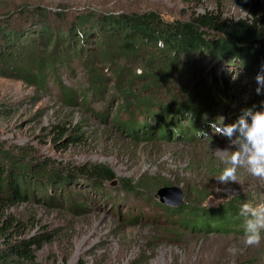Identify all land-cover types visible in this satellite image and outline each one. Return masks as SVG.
Returning <instances> with one entry per match:
<instances>
[{"label":"rangeland","instance_id":"obj_1","mask_svg":"<svg viewBox=\"0 0 264 264\" xmlns=\"http://www.w3.org/2000/svg\"><path fill=\"white\" fill-rule=\"evenodd\" d=\"M255 3L263 9L264 24V0H0V23L11 20L13 26L27 28V15L37 11L47 15L48 24H60L65 31L87 15L155 11L168 21H187L193 15L214 12L223 18L240 19L248 16ZM12 68L0 64V110L11 107L0 113V146L13 154L23 149L31 159L47 161L59 169L103 165L115 176L98 190L95 182L76 173L65 178L64 190L42 192V196L11 210L24 225L14 238L47 236L40 248L33 247L34 264H264V239L259 246L248 247L243 235L220 231L212 222L206 224L211 229L208 231L200 229L205 221L184 226V217H171L157 205H167L157 195L164 186L183 193L181 205L189 204L197 193L210 194L202 205L210 209L225 207L232 200L264 202V180L252 177L244 168L238 169L237 182H219L215 171H223L228 152L216 150H234L226 138L202 140L195 132L178 136L170 123L166 138L158 126L144 131L139 125L129 132L117 119H130L131 107L119 109L122 102L116 97L117 84L110 69L105 70L110 78L108 90L95 95L85 68L74 64L68 70L58 68L56 77L71 97L63 102V89L52 75L40 88L36 82L20 79V71ZM239 68L229 63L225 67L219 63L199 65L192 74H175L170 85L139 93L144 100L149 98L152 108L185 106L184 102L191 101L202 108L209 122L223 116L227 124L241 109L259 106L257 73L246 78L247 70ZM144 85L143 80L135 81L136 90H143ZM190 92H194L193 101L187 99ZM171 95L177 98L176 104H169ZM199 98L198 105L194 99ZM185 110L180 126L189 128ZM132 111L133 119L153 126L154 120L146 118L143 109ZM209 122L206 131L211 135ZM57 125L65 135L54 131ZM144 178L162 185L143 184L144 191L141 187L133 191L121 187L123 182L134 184ZM235 225L233 229H242Z\"/></svg>","mask_w":264,"mask_h":264},{"label":"trees","instance_id":"obj_2","mask_svg":"<svg viewBox=\"0 0 264 264\" xmlns=\"http://www.w3.org/2000/svg\"><path fill=\"white\" fill-rule=\"evenodd\" d=\"M262 11L263 9L255 3L245 18L228 19L220 14L207 12L193 15L187 21H168L155 11L87 15L76 19L77 21H74L67 31L60 24V26L48 24L47 15L37 11L27 15L30 23L26 29L24 26H13L11 20L0 23V64L9 65L14 71L19 70L20 79H28L34 84L36 82L40 88L46 86L50 81L49 76L52 75L58 86H61L60 89H63V102L70 101L71 97L70 92L56 77L58 68L68 70L73 64L85 68L90 91L95 95L108 90L110 78H106L105 70L110 69L117 84L116 97L122 102L119 109L131 107L130 119L126 121L117 119L120 126L127 128L129 132L134 131L139 125H143L141 127L144 131L158 126L163 138L169 136V133H166L169 123L178 129L175 130L178 136L181 133H196V130L206 128L209 122V119L204 117L201 107L189 101L190 104L183 103L185 106H163L155 109L151 107L149 98L144 100L146 97L140 93L151 92L161 85H170L175 74L182 76L184 73L192 74L199 65L204 67L219 63L225 67L229 63L240 67L241 71L247 70L246 78L250 73L258 74L261 65L264 64ZM211 32L216 36L209 38ZM158 41H163L164 46H158ZM137 71H140L139 74ZM136 80L145 81L143 90H136ZM193 93L190 92L187 99L191 98L193 101ZM256 96L257 104L264 101V95ZM86 97L84 92V98ZM176 100L177 98L171 95L168 102L176 104ZM194 102L199 105L200 98L194 99ZM135 109L139 111L143 109L146 118L154 120L153 126L133 119L132 110ZM183 109H186L190 118L189 128L180 126L186 116V113L182 114ZM9 110L11 107L0 110V113L4 114ZM54 131L58 135L66 134L59 125ZM148 135L152 134L149 132ZM79 136L72 138L78 139ZM17 152L10 153L0 146V261L7 264H34L36 255L33 247L40 248L47 236L39 235L32 239L14 238L15 233L23 229L24 225L10 213L11 210L29 202L31 198L42 196V192L64 190L62 184L67 180L65 178L76 173L95 182L98 190H103L102 183L113 181L115 176L103 165L59 169L52 164L50 166L47 161L31 159L23 149ZM215 172L221 175L222 170L218 169ZM143 184L146 187L153 185L155 188L162 185L153 184L151 178H144L134 184L123 182L121 187L128 191L141 187L140 190L144 191ZM196 195L195 199L188 196L189 200L190 198L193 200L178 207L171 208L159 203L157 205L162 206L171 217L179 214V217H184L182 219L184 226L205 221L200 228L204 231L211 230L206 224L212 222L220 231L244 234L243 220L239 216L242 201L232 200L225 207L222 205L210 209L202 206L210 194ZM190 203H194L195 207ZM231 215L234 216L230 217ZM235 224L241 225L242 229H233Z\"/></svg>","mask_w":264,"mask_h":264},{"label":"clouds","instance_id":"obj_3","mask_svg":"<svg viewBox=\"0 0 264 264\" xmlns=\"http://www.w3.org/2000/svg\"><path fill=\"white\" fill-rule=\"evenodd\" d=\"M157 44L164 46L163 41ZM255 82L258 85L256 95H264V64L255 76ZM208 126L211 135L207 131L196 130L197 137L211 140L213 136H220L227 139L230 149H234L216 150L219 153L228 152V158L224 161L226 166L219 176L220 183L237 182V171L240 168L246 169L252 177L264 180V101L259 106L241 109L239 116L231 123L226 124L225 117L218 116ZM239 216L243 218L244 245L259 246L264 239V202H244L240 206Z\"/></svg>","mask_w":264,"mask_h":264},{"label":"water","instance_id":"obj_4","mask_svg":"<svg viewBox=\"0 0 264 264\" xmlns=\"http://www.w3.org/2000/svg\"><path fill=\"white\" fill-rule=\"evenodd\" d=\"M211 36L209 38H212L213 36H216L215 33L211 32ZM157 195L160 198V201L164 204L171 205V206H181V204L184 201V195L183 193L176 187H161L157 193Z\"/></svg>","mask_w":264,"mask_h":264},{"label":"bare ground","instance_id":"obj_5","mask_svg":"<svg viewBox=\"0 0 264 264\" xmlns=\"http://www.w3.org/2000/svg\"><path fill=\"white\" fill-rule=\"evenodd\" d=\"M176 128V127H175ZM167 129H169V125H168V127H167ZM176 130V129H175ZM182 134V133H181Z\"/></svg>","mask_w":264,"mask_h":264}]
</instances>
